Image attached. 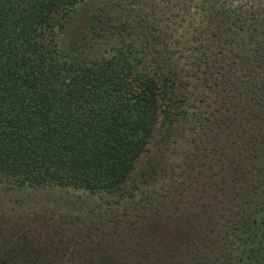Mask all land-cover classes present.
<instances>
[{
    "label": "trees",
    "instance_id": "trees-1",
    "mask_svg": "<svg viewBox=\"0 0 264 264\" xmlns=\"http://www.w3.org/2000/svg\"><path fill=\"white\" fill-rule=\"evenodd\" d=\"M84 2L0 0V184L107 208L0 210V264H264V0H101L71 57Z\"/></svg>",
    "mask_w": 264,
    "mask_h": 264
},
{
    "label": "rangeland",
    "instance_id": "rangeland-1",
    "mask_svg": "<svg viewBox=\"0 0 264 264\" xmlns=\"http://www.w3.org/2000/svg\"><path fill=\"white\" fill-rule=\"evenodd\" d=\"M100 4L101 0H85L76 8L72 20L57 31L59 45L64 47L66 54L71 57L82 56L80 47L72 49L75 41L77 42L76 38L82 22L81 11L94 10ZM69 37L72 38V42L68 39ZM106 200L105 195L91 194L68 187H7L5 184H0V210L6 215L18 213L31 216L32 213L39 214L45 210L46 215L58 214V217H62L65 221L71 220V224L81 219L91 218L96 225L97 215L95 214L97 210L107 208ZM67 225H70L69 222Z\"/></svg>",
    "mask_w": 264,
    "mask_h": 264
}]
</instances>
